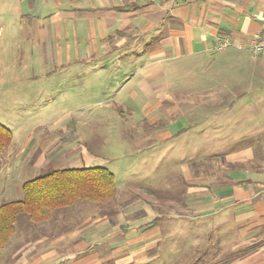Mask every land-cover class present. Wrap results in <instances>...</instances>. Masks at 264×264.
I'll return each mask as SVG.
<instances>
[{
    "label": "crops",
    "instance_id": "1",
    "mask_svg": "<svg viewBox=\"0 0 264 264\" xmlns=\"http://www.w3.org/2000/svg\"><path fill=\"white\" fill-rule=\"evenodd\" d=\"M59 4L61 14L52 16V23L61 33L77 36V52L86 54L81 60L98 57L100 67L110 69L107 78L117 85L116 100L128 102L131 115L147 126L139 128L143 150L188 140L194 148L219 149L216 154L226 163L241 167L221 173L227 180L223 186L204 184V194L192 197L193 214L204 218L195 225L236 229L237 243L226 236L227 247L224 255L218 252L216 264H264V52L251 48L253 39L264 38V0ZM224 39L230 46L219 52ZM163 118L171 122L165 124ZM1 160L4 203L14 200L12 182L24 169L18 167L19 159L4 172ZM229 180L234 184L228 185ZM154 205L96 216L88 211L100 206H80L85 214L78 228L63 236L54 235L67 230L57 212L35 228L29 219L19 218L11 259L18 264H148L159 253L154 231L164 219ZM27 229H32L28 235Z\"/></svg>",
    "mask_w": 264,
    "mask_h": 264
},
{
    "label": "rangeland",
    "instance_id": "2",
    "mask_svg": "<svg viewBox=\"0 0 264 264\" xmlns=\"http://www.w3.org/2000/svg\"><path fill=\"white\" fill-rule=\"evenodd\" d=\"M60 1L0 0V123L13 133L10 148L0 151L1 167L6 172L21 159L18 167L24 169H18L22 175L12 182L13 199L22 196L24 181L50 168H107L115 175V198L60 209L56 217L67 230L54 235L78 228L85 214L80 206H100L97 212L88 211L95 216L113 209L122 215V210L140 209L148 202L164 217L154 231L161 242L159 253L152 254L148 264L220 263L216 258L218 252L224 255V238L237 243L236 229L195 225L204 218L195 217L191 200L204 194V184L223 186L227 180L221 173L240 166L226 163L220 152L216 154L219 149L194 148L188 140L143 150L139 128L147 126L131 115L128 102L125 106L116 100L110 69H102L98 57L81 60L86 54L77 52V36L61 33L52 23L51 17L61 14ZM206 174L210 179L203 177ZM36 232L39 228L32 234ZM19 234L22 238L23 232ZM10 241L0 249V264H18L11 259L15 236Z\"/></svg>",
    "mask_w": 264,
    "mask_h": 264
},
{
    "label": "trees",
    "instance_id": "3",
    "mask_svg": "<svg viewBox=\"0 0 264 264\" xmlns=\"http://www.w3.org/2000/svg\"><path fill=\"white\" fill-rule=\"evenodd\" d=\"M12 141V131L0 123L1 153L10 148ZM246 167L243 165V168ZM114 177L107 168L82 166L50 168L42 176L25 181L21 200L0 204V249L10 242L21 216L28 217L34 223H42L50 221L60 209L78 202L112 201L117 192Z\"/></svg>",
    "mask_w": 264,
    "mask_h": 264
},
{
    "label": "built area",
    "instance_id": "4",
    "mask_svg": "<svg viewBox=\"0 0 264 264\" xmlns=\"http://www.w3.org/2000/svg\"><path fill=\"white\" fill-rule=\"evenodd\" d=\"M229 39L220 40L217 45V50L222 51L225 50L228 46H230ZM251 48L257 52L258 54L264 52V38L263 39H253L251 41Z\"/></svg>",
    "mask_w": 264,
    "mask_h": 264
}]
</instances>
